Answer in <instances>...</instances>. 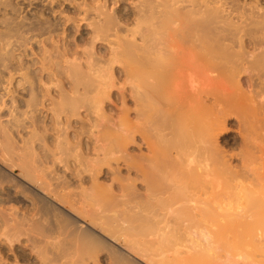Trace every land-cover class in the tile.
<instances>
[{
  "label": "bare ground",
  "instance_id": "obj_1",
  "mask_svg": "<svg viewBox=\"0 0 264 264\" xmlns=\"http://www.w3.org/2000/svg\"><path fill=\"white\" fill-rule=\"evenodd\" d=\"M0 264H264V0H0Z\"/></svg>",
  "mask_w": 264,
  "mask_h": 264
},
{
  "label": "rangeland",
  "instance_id": "obj_2",
  "mask_svg": "<svg viewBox=\"0 0 264 264\" xmlns=\"http://www.w3.org/2000/svg\"><path fill=\"white\" fill-rule=\"evenodd\" d=\"M25 1V0H24ZM22 5H25V2H23V4ZM33 6V5H32ZM30 7L31 6H27L26 8L27 9H30ZM230 130H232V131H234V128L232 127ZM232 137H233V135H231V134H229L228 136H226V137H224L223 138V140H224V142L227 144L226 145V148H229L228 146H229V144H228V141L230 140L231 142H232ZM230 142V143H231ZM232 147H230V149H231ZM233 150H232V152H234V150H235V152H237L238 150L237 149H235V148H232ZM237 150V151H236ZM230 152H231V150H230Z\"/></svg>",
  "mask_w": 264,
  "mask_h": 264
}]
</instances>
